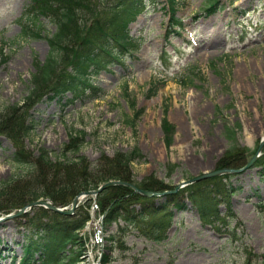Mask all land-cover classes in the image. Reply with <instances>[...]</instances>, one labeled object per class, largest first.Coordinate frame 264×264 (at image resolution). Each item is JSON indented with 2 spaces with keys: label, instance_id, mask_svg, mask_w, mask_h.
<instances>
[{
  "label": "rangeland",
  "instance_id": "rangeland-1",
  "mask_svg": "<svg viewBox=\"0 0 264 264\" xmlns=\"http://www.w3.org/2000/svg\"><path fill=\"white\" fill-rule=\"evenodd\" d=\"M219 1L215 12L207 13L209 0H177L175 15L183 26H171L173 7L168 1L148 0L147 9L130 25L138 50L94 73L95 87L106 94L82 104L63 98L72 97L68 92L61 94L62 99L50 98L54 90L48 88L28 100L36 85V62L47 59L49 44L45 38L22 35L26 7L32 0H0V44L6 57H0V114L6 116L15 107L17 115L26 116L14 121L8 135L0 134V183L26 175L27 168L14 162L17 153L38 171L31 181L58 186L74 173L75 181L83 175L91 180L109 171L117 154L133 151L138 155L128 171L133 180L155 178L170 191L213 172L231 144L227 127L237 131L243 162L236 166L245 168L227 181L234 188L233 216L226 219L228 211L222 202L221 220L203 219L183 193L185 209L168 205L172 223L164 239L156 241L153 232L147 235L146 228L139 226L143 221L126 226L119 220L104 227L101 221L113 196H102L103 205L110 200L103 209L93 203L97 196L84 194L80 206L92 218L80 233L86 237L81 264H104L99 259L105 255L108 264H260L263 260L264 174L262 166L243 163L264 156V0ZM104 2L114 5L117 0ZM41 20L45 32L56 31L55 22ZM215 39L217 44H207ZM165 116L175 126L170 146L162 128ZM76 143L82 144L80 151ZM42 150L52 161H61L57 159L64 153L76 165L66 161L60 167L43 165L39 162ZM23 183L28 184L24 180L13 184ZM7 191L9 198L18 194L14 185ZM81 193L56 205L70 211L68 205ZM168 194L158 195L157 206ZM21 208H26L24 213L0 222V264L19 263L31 217L43 221L54 217L47 208L38 214L29 204ZM77 210L61 215L72 216Z\"/></svg>",
  "mask_w": 264,
  "mask_h": 264
},
{
  "label": "trees",
  "instance_id": "trees-1",
  "mask_svg": "<svg viewBox=\"0 0 264 264\" xmlns=\"http://www.w3.org/2000/svg\"><path fill=\"white\" fill-rule=\"evenodd\" d=\"M102 1L103 4L99 0H32V3L27 5L24 17L26 22L21 27L22 35L45 38L49 44V54L45 62H36L37 73L34 74L36 85L28 100L38 97L43 88H48L49 92L54 90V95H50V98L59 96L62 99L61 94L68 92L72 97L69 98L66 95L63 98H68L69 102L77 99L82 104L99 99L105 94L95 87L92 76L101 67H107L109 63H120L124 55L132 54L138 49V44L130 35V25L139 14L147 9L149 3L148 0H117L116 4L108 5L104 0ZM167 1L173 7L171 26H182L181 19L176 18L175 15L174 6L177 0ZM219 3V0H209L207 12H215ZM44 17L56 23L57 28L54 33L45 32L41 20ZM171 32L172 29L168 31L169 36ZM3 53L4 48L0 44V57L5 59ZM69 64L70 71L68 70ZM55 77H57L55 84L48 86ZM11 110L13 112H9L6 116L0 114L1 135L9 134L15 120L20 118L25 120V115L16 114L18 109L11 107ZM162 128L166 143L170 146L175 126L169 122L167 116L163 118ZM226 130L231 144L217 168L238 167L236 162H243L239 157L240 147L236 141V129L227 127ZM78 135L75 133V136ZM81 145L74 144L77 151H80ZM137 148L135 147V151H139ZM63 155L66 156L63 153L57 159L61 161H52L48 153L42 150L39 162L50 167L53 165L60 167L67 163L76 165V162ZM136 156L138 155L133 151L127 155L119 153L113 158V166L109 171L99 172L91 180L83 175L77 181L74 180L76 177L74 173L67 179L63 178L57 186L58 183L44 184L31 181L34 180L38 171L36 172L34 165L21 153H17L14 156V162L26 167L27 173L16 179L0 183V215L13 212L43 197L51 198L55 204L59 202L65 204L69 202L71 195L97 189L101 184L112 179L134 182L137 186L150 191L168 189L163 186V182L161 185V182L155 178L145 179L139 183L133 180L128 171L136 160ZM86 162V159L83 160L82 165L84 166ZM255 166H262L264 174V156L256 161ZM230 177V174L214 176L191 184L177 193L168 194L166 200L158 206L153 197H143L129 186L114 185L99 195V204L104 209L111 200L105 219L107 224L120 219L125 222L126 226H134L143 221L146 223L139 226L146 228V234L153 232V239L161 241L172 223L173 216L169 212L168 205L173 204L179 211L185 209L186 206L180 198L183 193L191 199L203 219L210 222L221 220L219 204L222 202L228 211L226 219L233 216L230 203L234 188L231 183L227 182ZM21 180L27 181L28 184H13ZM13 185L18 194L17 196L11 195L9 198L10 193L7 188ZM20 192L23 193L21 196H19ZM104 194H111L113 198L103 205L105 198L102 196ZM138 203L141 205L140 208L133 206ZM78 209L82 211L77 210L76 214L72 215L73 217L49 211L54 215L51 221L39 220L36 216L31 217L29 220L31 229L26 235L25 243L22 244L23 254L19 264H80L85 253V243H83L85 238L80 236V232L86 226L90 214L83 206ZM33 210L38 214L39 211L47 209L34 207ZM108 258V255L103 257L104 264L110 263ZM260 264H264V255Z\"/></svg>",
  "mask_w": 264,
  "mask_h": 264
},
{
  "label": "water",
  "instance_id": "water-1",
  "mask_svg": "<svg viewBox=\"0 0 264 264\" xmlns=\"http://www.w3.org/2000/svg\"><path fill=\"white\" fill-rule=\"evenodd\" d=\"M263 145V144H262ZM261 145V146H262ZM255 158L250 162L249 165H251L253 162H254ZM232 171H239V170H233V169H220V170H216V171H213V172H210V173H205L203 175H200L198 177H195L193 179H191V182H194V181H197V180H200V179H203V178H206V177H209V176H213V175H217V174H221V173H225V172H232ZM116 184H124V185H129L131 187H133L136 191H139L141 193H143L144 195L146 196H151V195H156L157 193H154V192H149V191H146V190H143V189H139L138 187H136L134 184L132 183H128V182H123V181H110L104 185H102V187H100L98 190H94V191H89L88 194H98L100 193L101 191H103L104 189L108 188L109 186H112V185H116ZM179 185L176 187V189L174 191H177V189H179ZM78 203H79V197H76L73 201V204H72V209H70V211H64L63 209L57 207L56 205L52 204L51 202H49L48 200H44V199H40L36 202H33L30 204V207H34V206H37V205H42V206H47L48 208H50L51 210H55V211H58V212H61V213H67V214H71L74 212L75 208L78 206ZM26 210V208H23L20 210V212L18 213V215L24 213ZM12 215H9L7 217H11ZM1 221V220H0Z\"/></svg>",
  "mask_w": 264,
  "mask_h": 264
},
{
  "label": "bare ground",
  "instance_id": "bare-ground-1",
  "mask_svg": "<svg viewBox=\"0 0 264 264\" xmlns=\"http://www.w3.org/2000/svg\"><path fill=\"white\" fill-rule=\"evenodd\" d=\"M204 40H206V39H204ZM219 42V40L218 39H215V40H212V41H210V42H208L207 44L208 45H214V44H217ZM244 170V169H243ZM242 170V171H243ZM7 218H10V217H7ZM7 218H5V219H7ZM1 222V221H0ZM88 223H86V225H87ZM21 257H22V255H21ZM21 259V258H20Z\"/></svg>",
  "mask_w": 264,
  "mask_h": 264
}]
</instances>
